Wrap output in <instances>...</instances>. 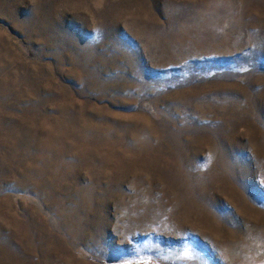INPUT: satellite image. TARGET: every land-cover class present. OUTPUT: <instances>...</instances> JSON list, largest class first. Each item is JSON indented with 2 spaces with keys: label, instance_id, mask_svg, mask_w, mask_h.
<instances>
[{
  "label": "rangeland",
  "instance_id": "374dc122",
  "mask_svg": "<svg viewBox=\"0 0 264 264\" xmlns=\"http://www.w3.org/2000/svg\"><path fill=\"white\" fill-rule=\"evenodd\" d=\"M264 264V0H0V264Z\"/></svg>",
  "mask_w": 264,
  "mask_h": 264
},
{
  "label": "trees",
  "instance_id": "16d2710c",
  "mask_svg": "<svg viewBox=\"0 0 264 264\" xmlns=\"http://www.w3.org/2000/svg\"><path fill=\"white\" fill-rule=\"evenodd\" d=\"M139 264H144V263H139Z\"/></svg>",
  "mask_w": 264,
  "mask_h": 264
}]
</instances>
